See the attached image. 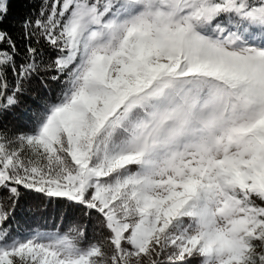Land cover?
<instances>
[{"label": "snow or ice", "instance_id": "6c2138e0", "mask_svg": "<svg viewBox=\"0 0 264 264\" xmlns=\"http://www.w3.org/2000/svg\"><path fill=\"white\" fill-rule=\"evenodd\" d=\"M0 264H264V0H0Z\"/></svg>", "mask_w": 264, "mask_h": 264}, {"label": "trees", "instance_id": "16d2710c", "mask_svg": "<svg viewBox=\"0 0 264 264\" xmlns=\"http://www.w3.org/2000/svg\"><path fill=\"white\" fill-rule=\"evenodd\" d=\"M49 3H51V0H49ZM39 7V2H37L35 5H33L34 9H38ZM29 11L28 8H24V7H20L17 5H13L12 6V15L16 16V15H24L27 14V12ZM13 37L18 39V30H14L13 31ZM32 101L28 98H25L24 104H31ZM24 105H22L23 107ZM21 126H23V121H21ZM38 202H32V201H26V200H21V206L25 209V212H17V220L20 221L22 226H30V227H36L39 226L41 229H50V230H55V224L53 223L52 220V214L51 212L49 213H37L35 215V217H33V215L29 212H27V208L30 206H35V204ZM42 207V206H41ZM44 216L47 219V223H44L43 220H41V216ZM77 216H79V213H76ZM79 223H89L86 218H80ZM95 224V221H92L91 223H89V227H88V239L92 240V239H100V236H95L93 235V228L92 225ZM69 224L66 221L64 226L60 228L61 233L67 231Z\"/></svg>", "mask_w": 264, "mask_h": 264}]
</instances>
